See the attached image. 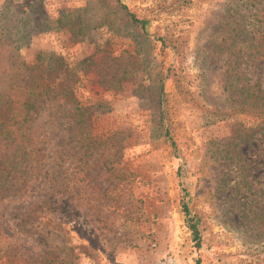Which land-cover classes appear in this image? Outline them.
Returning <instances> with one entry per match:
<instances>
[{"label": "rangeland", "instance_id": "374dc122", "mask_svg": "<svg viewBox=\"0 0 264 264\" xmlns=\"http://www.w3.org/2000/svg\"><path fill=\"white\" fill-rule=\"evenodd\" d=\"M120 1L150 19L146 31L117 0L13 2L15 17L32 29L20 57L61 63L83 111L82 127L71 124L72 112L61 113L66 150L77 147L66 156L67 187L78 196L62 199V233L41 230L47 247L59 253L57 264H160L168 257L173 264H264V121L257 101L244 105L236 93L245 77L264 87V56L247 57L246 46L258 36L264 0ZM166 35L180 56L163 47ZM44 107L34 122L51 137L57 129ZM162 113L176 149L164 137ZM185 192L199 219V245L185 222ZM13 204L4 227L14 226ZM10 238L29 260L1 257L0 264H48L39 262L43 242Z\"/></svg>", "mask_w": 264, "mask_h": 264}, {"label": "trees", "instance_id": "16d2710c", "mask_svg": "<svg viewBox=\"0 0 264 264\" xmlns=\"http://www.w3.org/2000/svg\"><path fill=\"white\" fill-rule=\"evenodd\" d=\"M13 2L14 0H4L0 7V258H24L25 253H21L23 247L15 241H10V237L18 233L30 236L34 242L44 243L46 248H43L40 263L57 264L59 253L47 247L49 245L43 234L45 232L41 230L46 228V233H62L64 230L62 199L69 194L78 196L77 189L73 188L72 191L67 187L66 177L70 173H67L65 165L66 156L71 151L75 155L77 147L72 146L70 151L66 150L65 138L62 135L64 120L61 113L72 112L71 124L82 127L83 111L75 97L74 87L71 83L65 84V79L70 77V74L64 73L66 69H63L61 63L53 59L47 61L40 54L32 63H27L20 57L18 50L22 46L21 41L30 35L32 29H27L28 21L24 23L15 17ZM182 2L186 0H174L173 3ZM117 5L134 24L146 31L150 19L139 17L120 0H117ZM20 9L22 13H27L23 11L24 8ZM256 18L253 28L258 36L255 34L251 36L250 42L246 45L250 48L247 57L252 54L264 56V12ZM236 35L237 31L233 37ZM160 40L163 47H169L175 55H181V50L173 37L161 36ZM230 40L234 41L232 38ZM255 63L254 60L248 61L250 66H254ZM47 68L52 71L49 72ZM232 69L236 70L238 67L234 66ZM170 74L167 73L166 77L171 76ZM247 80L245 77L241 81L242 85L236 93L240 94L244 105L252 103L254 98L257 101L255 109L258 110L261 121H264V87L258 82L247 83ZM163 86L161 83V95L164 93ZM68 101L71 102L69 109L65 108ZM44 106L50 107L52 112L49 121L53 124L51 131L57 129L56 135L51 137L48 132L39 133L34 122L37 113L44 109ZM161 124L166 141L176 149V140L163 113ZM259 130H264V125H261ZM79 133L77 130L73 136ZM261 135H264V131ZM73 160L75 170L72 173L75 174L79 164L76 159ZM190 198L189 193L185 192L182 197V209L193 239L196 245H199L201 238L199 219L191 212ZM10 204L14 205L11 207L14 210L12 213L14 226L4 227L6 220L3 217L10 209ZM8 230H12V234L8 233ZM3 238L9 239L10 242L5 244Z\"/></svg>", "mask_w": 264, "mask_h": 264}, {"label": "built area", "instance_id": "2783aa9c", "mask_svg": "<svg viewBox=\"0 0 264 264\" xmlns=\"http://www.w3.org/2000/svg\"><path fill=\"white\" fill-rule=\"evenodd\" d=\"M160 264H173V260L170 257H168L165 258L163 261H161Z\"/></svg>", "mask_w": 264, "mask_h": 264}]
</instances>
